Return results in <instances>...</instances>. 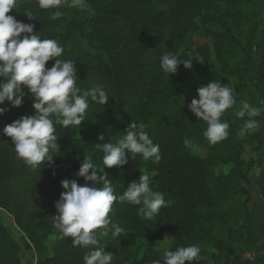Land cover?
Returning <instances> with one entry per match:
<instances>
[{
	"label": "rangeland",
	"instance_id": "rangeland-1",
	"mask_svg": "<svg viewBox=\"0 0 264 264\" xmlns=\"http://www.w3.org/2000/svg\"><path fill=\"white\" fill-rule=\"evenodd\" d=\"M245 1L249 0H218L216 2L217 11H219L218 17H224L228 10L234 16L222 26L226 31L224 40L210 35L203 29L198 30L203 25L191 10L193 0H91V10L86 12L67 6L66 14L74 23L73 27L75 29L78 27L81 29L91 28L90 36L92 34L95 36L93 43L86 40L87 36H83L80 48L73 53V58L77 59L75 67L77 68L78 79L76 82L85 78L84 89L100 82L99 77L103 75V73L100 74L102 61H100L101 63L97 62L100 56L103 59V64L107 63L110 72H112L107 76L109 87L105 85V90L110 96L105 104L108 109L104 107L100 109L103 118L101 133L103 136L106 135L103 140H98V142L101 144L109 141L114 143L119 139L120 134H124L123 130L131 120L145 125V121L152 114L148 108L149 104L146 105L144 102L148 90L151 88L160 90L161 82H167L175 75L164 73L160 69V57L166 52L177 54L183 60L190 55L192 56L202 47L200 56L204 58L206 64L219 57L220 62H223L227 69L232 67L235 70H245L246 65L253 68L257 64L259 70L264 72V35L256 36L254 41L252 39L254 42L250 44L252 55L247 59L243 56L244 49L248 50L246 41H249L251 31L256 28L259 33L262 30L259 26H264V14L254 15L247 12L245 15L242 11ZM118 4H122L123 13L121 15L118 14L107 21L96 20L103 15L100 10L113 8ZM25 10H31L37 20H28L23 13ZM52 11L55 9L39 8L36 0H20L17 8L8 14L13 15L21 22L34 24V31H38L51 30L56 26L58 19H49ZM177 12H179L178 17L184 25L181 28L172 29L176 24L173 19ZM211 13L209 12V14ZM192 21L194 25H191ZM133 27L140 30V36L131 34L126 37L125 33ZM228 34L231 37H228ZM218 41H220L219 47ZM191 59L192 66L197 68L194 59ZM53 62V60L46 62V67ZM87 69L91 70L90 74H88ZM185 70L187 69L181 64L178 66L177 74H181ZM227 72L229 71L226 70ZM233 73L235 75L227 78L224 75L219 78L191 81L186 87L185 101H187V105L191 99L197 97V88L214 80L221 82V84L228 83L235 88L237 103L226 110L223 116L230 114L235 117L234 114L241 107L242 101H247L252 106L264 107L261 104L262 91L259 96L254 94L252 85L245 81L246 77ZM247 73L248 70L245 71V74ZM163 75H166L165 79L161 78ZM21 87L22 90L25 88L27 93V88L23 85ZM168 88H171L170 85L165 84V89ZM159 94L164 96L161 92ZM26 97L27 100L23 101L19 107L22 108L26 101L32 106V98L27 94ZM0 106L6 110L10 106V102L5 100ZM184 112L187 113L186 116L189 115L188 118L183 116ZM175 114L177 115L175 118L176 126L166 129L159 146L163 155L166 152L172 154L175 152L177 159L170 162L160 160L159 163L151 162L142 165L144 162H141L140 156L137 155L135 159H130L127 164L120 168L116 166L108 168L114 173L133 176L137 179L141 174H148L150 179L159 178L153 184L152 189L162 192L164 197L169 198L171 202L168 207H162L158 228L150 238L151 243H149L154 252L151 251L144 255L143 260H146L144 264H152L154 260H160L163 264L164 254L156 255L155 251L193 244L201 247V255L204 256V260L199 264H212V256L216 258L218 264H241L243 260H255L254 251L244 252L240 244L237 245L233 242L234 240L226 237L227 230L225 227H220L219 231H216L217 226L226 220L225 217H220L221 219L217 222L215 219L211 221L207 218L209 213L216 214L215 212L220 211L224 199L237 204L236 208L240 210V204L245 199L240 190H245L248 193L249 199L246 204L254 215L259 216L264 211V113L253 118L260 122L259 136L261 139L259 142L254 139L255 133L246 134L243 137L240 135L242 125L245 120L249 119L245 116V118H234L228 129V138L215 145L209 144L203 135L206 130V122L197 119L187 106L177 110ZM223 116L221 117L222 120ZM4 127V124L1 125L0 131H3ZM181 135H184L183 139H177ZM76 136L80 137L78 133ZM167 136L170 139H167ZM107 137L109 140L105 139ZM183 142H186V145ZM96 152L102 160L103 153ZM192 157L200 159L209 157L218 163L214 165L213 169H201L197 164L191 163ZM232 169H234L233 172ZM26 172L35 187L42 188L40 183L43 185L44 196L42 200L39 195L40 199H37L33 215H30L29 209L22 205H15V212L0 206V223L15 240V249H20V253L17 251L16 254L12 251L14 247L11 249L13 255H10L15 258L16 264H38V260L44 255L43 246L52 247V245H56L58 247V240L60 241L58 234H46L44 237L41 234L43 230H38L35 232V238L31 240L26 231L21 229L19 223L22 224L26 218L40 219L48 228L53 227L51 216L56 212L54 211L55 206L52 204V196L55 197L62 190L60 184L62 174L57 173V177L54 178L57 185L52 189V181L46 177L44 171L30 167ZM194 175L211 179L223 178L224 180L227 179L228 183L224 185V188L208 189L207 187H187V184L180 180V177ZM1 176L3 175H0V182H2ZM3 193L6 194L7 191ZM14 200L18 199L14 198ZM46 202L52 206L45 205ZM179 205L183 206V209L178 208ZM199 211H202L203 215H200ZM227 211H229V207ZM200 231L201 233H199ZM249 234V238L255 241L257 246H261L262 249L259 250V254H264V224L263 228L249 229ZM199 236L210 237L199 240ZM69 238H71L70 242L66 241L59 244V248L63 250L62 256L66 254L65 250H70L75 254L81 249L80 247H73V238L70 236ZM106 239L103 238L102 241H106ZM26 244L31 248L26 249ZM217 244H221L220 250H217ZM2 245L0 244L1 260H3L1 253L4 252ZM108 248L105 244L104 251L107 252ZM47 256L52 257L50 254ZM0 264L6 263L1 262ZM185 264H189V262L186 261Z\"/></svg>",
	"mask_w": 264,
	"mask_h": 264
},
{
	"label": "clouds",
	"instance_id": "clouds-1",
	"mask_svg": "<svg viewBox=\"0 0 264 264\" xmlns=\"http://www.w3.org/2000/svg\"><path fill=\"white\" fill-rule=\"evenodd\" d=\"M20 0H0V104L5 100L11 106L19 107L24 96L32 98L34 114L22 115L5 125L3 133L11 138L17 157L33 169L43 162L53 163L54 153L58 151L56 124L65 128L79 127L85 120L90 102L105 105L109 95L102 82L88 89L77 86L76 62L58 59L64 48L55 39L41 40L34 31V24L24 23L9 15L16 9ZM41 9H55L49 19L57 20L63 13L59 10L64 4L80 11H90L88 0H36ZM28 20H37L31 10L23 12ZM204 63L201 56H189L181 60L177 54L166 52L160 57V69L167 74H176L178 66L192 68V59ZM54 62L46 67V62ZM27 88V93L21 86ZM197 97L187 105L197 119L206 122L203 135L208 143L215 145L229 136V123L221 117L226 110L237 103L235 88L230 84H221L214 80L197 88ZM264 105V101H261ZM5 111L0 108V114ZM264 113V107L252 106L241 102L236 111L238 118L247 116L240 129V135L255 133L260 122L254 117ZM143 124L128 122L123 135L113 142L96 143L95 148L103 153V168L98 169L91 157H85L76 175L83 177V185L74 179L61 180L64 189L55 202L56 214L52 215V225L58 238L72 237V246L89 249L84 256V264H113L115 254L104 251L103 238L116 239L125 233V229L113 221L116 202L142 205L138 214L151 220L159 214L162 207H168L164 194L154 191L150 186L148 174H141L138 181L128 183L127 189L117 195L112 181L104 167L120 168L139 154L147 161L159 163L161 150L145 132ZM103 140V135L98 137ZM41 167H39L40 170ZM91 170V171H90ZM204 260L201 247L193 244L180 246L174 251L164 249L163 264H199ZM152 264H161L154 260Z\"/></svg>",
	"mask_w": 264,
	"mask_h": 264
},
{
	"label": "trees",
	"instance_id": "trees-1",
	"mask_svg": "<svg viewBox=\"0 0 264 264\" xmlns=\"http://www.w3.org/2000/svg\"><path fill=\"white\" fill-rule=\"evenodd\" d=\"M218 0H193L191 4V10L195 13L194 16H197L200 20L202 27L198 28V30H204L208 32L210 35L224 40L223 37L226 35V31L223 29V25L230 21L234 16L228 10L224 17L220 18L219 11H217L216 2ZM89 5L91 4V0H88ZM244 5L242 6V11L247 14V12H251L254 15L258 13L264 14V0H249L243 2ZM68 4H64L59 10L63 13V15L57 20L56 26L51 30H38L36 31V35L40 36L41 40L44 39H55L57 42L64 48L63 54L58 57L61 60H72L74 62L77 61L76 58H73V53L76 49L80 48L83 36H87L88 41L93 43V39L95 36H90L91 28L75 29L74 23L70 20L68 14H66V8ZM102 11V16L96 18V20H105L107 21L109 18H114L118 14L121 15L123 13L122 4H118L113 8H107ZM99 11V12H100ZM53 12V11H52ZM86 12V11H84ZM209 12H212L209 14ZM179 12L174 17L175 25L172 27H182L184 24L180 21L178 17ZM237 19V18H236ZM220 20V21H218ZM218 21V22H217ZM191 25H194V22H191ZM198 25V24H197ZM195 25V27H198ZM207 25L209 26L207 28ZM262 30L258 33V31L253 29L249 34V41L247 42L248 50L244 49L243 56L245 59L249 58L252 55L251 46L250 44L254 41V38L258 35H264V26H259ZM130 32V33H129ZM129 32L125 33L126 37L133 34L134 36H140V30L136 27H133ZM106 34V33H105ZM228 37H231L228 34ZM253 39V41H252ZM218 47L220 46V41H218ZM224 42V41H223ZM254 43V42H253ZM105 47V46H104ZM203 48H199L196 52L192 54V56H200V51ZM111 52V50H109ZM217 57L215 60L206 63H200L194 57V62L197 65V68L192 66L191 69H187L183 71L181 74H175L172 78L168 79L167 82H161L160 90L157 89H150L148 90V94L145 97V104H149L148 108L152 111L150 118L145 121L144 131L150 136L153 140L154 144L160 145V140L163 137L166 129L169 127L176 126L175 118L177 115L175 112L177 110H181L183 107L187 106V101H185V96L187 95L186 87L189 83L193 80H202L208 78H219L226 75L227 77L235 75L233 72L242 75V77H246V82L252 85V91L254 94L262 96V101H264V72L259 70L258 65L252 68V66L246 65L247 68L245 70H235L234 68H225L223 62H220V58ZM102 61V69L101 75L99 77L101 80L100 82L109 87V79L107 76L112 73L108 68V64H103V59L99 58V61ZM101 63V62H100ZM84 65V64H83ZM85 67V65H84ZM104 69H106L104 73ZM225 69V71H224ZM226 70L229 72L226 73ZM248 70V73L245 74V71ZM88 74L91 73L90 69H87ZM247 75V76H246ZM166 75L161 76L162 79H165ZM98 78V79H99ZM85 78H81L78 80L77 86L81 89H84L83 85H86ZM95 83V82H93ZM165 84L170 85L171 88L165 89ZM228 84V83H227ZM106 88V87H105ZM25 92V88L23 90ZM163 93L164 96L160 95V92ZM26 93V92H25ZM160 95V96H159ZM27 100L26 95L23 98V101ZM91 108H89L86 112L85 120L82 121L79 127H63L57 126L56 124L58 135L57 143H58V151L59 153H54L57 156L53 157V163L51 165L48 162H43V164L39 167L41 171H44L46 177L52 181L51 188L54 189L57 185V181L55 182V177H57V173H61L62 177L61 180L67 179H74L77 181L78 184L83 185L86 182L83 177H79L76 175L78 168L81 162L85 157H91L93 163L97 166L98 169L103 168V161L97 155L98 150L95 148V144L98 142V137L102 135L101 129L103 128V118L101 117V108L108 109L105 105H99L95 102H90ZM1 108V106H0ZM16 108V109H15ZM15 109V110H14ZM20 109V110H19ZM34 114V110L32 106L26 101L22 108L21 107H13L10 106L0 114V126L7 125L11 123L13 120L18 119L22 115H32ZM186 112L183 113V116H186ZM174 115V118H173ZM233 115L227 114L223 116V121H227L229 126L232 125V120L236 117H232ZM245 118V117H244ZM237 122V120H235ZM234 122V123H235ZM207 127V124H206ZM76 133L79 134L80 137L76 136ZM260 128L257 132H255L254 139L259 142L261 139L259 136ZM106 135V134H105ZM105 135L103 137H105ZM123 134H120L119 138ZM166 135V134H165ZM164 135V136H165ZM184 135L177 137V139H183ZM109 140V138H105ZM167 139H170L167 136ZM186 145V142H183ZM176 153L174 152L166 154L161 153V160L164 162H170L172 160L177 159L178 157L175 156ZM138 156H140L138 154ZM193 158V157H192ZM141 162L143 164H149L152 162L151 159L145 161L142 156H140ZM191 159V158H190ZM192 164H197L198 167L201 169H213L214 165H216V161L207 158H193L191 160ZM31 166L25 164L21 159L17 157V154L14 150V145L12 144L11 138L7 137L3 131H0V175L2 178V182H0V206L7 208L8 210L15 212V205L16 206H24V208L29 209L30 215L34 213L35 204L37 203V199H40L39 195L42 197L44 196L43 192V185L40 183L42 188H37L34 186L33 181L29 180L28 176L26 175V170H28ZM39 167L37 169L39 170ZM172 169V168H171ZM91 171V170H90ZM104 171L108 173V178L112 181L113 187L117 195L122 194L128 186V183L131 181H138L139 179L133 176H124L118 173H114L110 171L106 166L104 167ZM234 169H232V172ZM231 172V173H232ZM230 173V174H231ZM159 178H152L150 179L151 183L150 186L153 187V184L156 183ZM181 181H184L187 187L193 186L198 188H208V189H215V188H224V185L228 183V180H224L223 178H202L194 176H183L180 177ZM61 184V183H60ZM62 190L56 194V196H52L53 201L52 204L55 205V202L59 199V195ZM242 189V188H239ZM7 191L6 194L3 192ZM243 192L245 196L244 201L240 204V210L236 208L235 203L229 202L228 199H224L223 207L221 206L220 211L216 214L209 213L208 218L209 220L213 221V219L220 220V217H225L226 220L222 222L220 225L217 226V230L220 227H225L227 230V236L231 240H234L237 245L240 244L241 249L244 252L254 251L256 254L255 260H243L241 264H264V254H259V250L262 249L261 246H257L255 241H252L249 238V229L251 228H263L264 224V211L260 213L259 216L254 215L252 210L248 207L246 202L249 199L248 193L245 190H240ZM215 192V191H214ZM14 198L18 200H14ZM168 205H171L169 198L164 197ZM41 203V202H40ZM45 205L52 206L48 202ZM142 205H132L128 203H120L116 202L113 204L114 213H110L109 215L112 217L113 221L119 223L124 229L125 233L122 234L120 237L116 239H106V241H101L105 243L109 248L108 251H111L115 254V258L113 260V264H144L146 260H143L144 255H147L152 250L151 237L154 234L155 230L158 228V220L160 219V213L163 208H161L159 214L154 216L151 220L144 218L143 216L138 214V208ZM229 207V211H227ZM178 208H182L183 206H178ZM264 209V207H263ZM56 212V209L54 208ZM199 214L203 215L202 211H199ZM19 223V222H18ZM131 224V226H130ZM129 225V226H128ZM19 226L22 230L26 231L27 235L31 240L35 238V232L38 230H43L41 233L44 237L46 234H54L57 233V230L52 227L48 228L45 226L42 220L37 219H28L23 220L22 224L19 223ZM54 228V229H53ZM36 229V231H35ZM204 231V229L202 228ZM201 230V231H202ZM201 231L199 233H201ZM58 234V233H57ZM249 234V235H248ZM209 238L210 236H205ZM203 236H199V240L205 238ZM69 237L65 239L58 240V247L53 246H43L44 255L41 259L38 260V264H84L83 256L84 254L89 251V249H79V252L72 253L70 250H65L66 254L62 256L63 250L59 248L60 243H65L66 241L70 242ZM149 239V241H148ZM193 239V234H192ZM216 241H219L216 239ZM0 244H3V251L1 253V257L3 260L0 259V263H14L16 264V260L12 254L11 249L15 246V240L9 235L8 231H6L1 223H0ZM26 249L31 248L28 244L25 245ZM217 250L221 249V244H217ZM177 247L168 248L169 250H175ZM13 253H20V249H12ZM18 251V252H17ZM115 251V252H114ZM50 254L52 257H48L47 255ZM156 255H163L164 250L155 251ZM10 255V256H9ZM13 255V254H12ZM212 264H218L216 258L214 256L211 257ZM29 264V263H28Z\"/></svg>",
	"mask_w": 264,
	"mask_h": 264
}]
</instances>
